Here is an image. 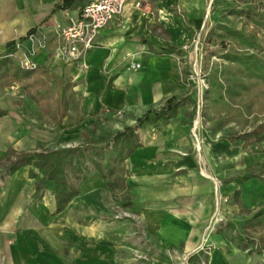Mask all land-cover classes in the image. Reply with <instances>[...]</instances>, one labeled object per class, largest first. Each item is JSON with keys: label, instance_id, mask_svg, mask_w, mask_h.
Here are the masks:
<instances>
[{"label": "crops", "instance_id": "0c3cea01", "mask_svg": "<svg viewBox=\"0 0 264 264\" xmlns=\"http://www.w3.org/2000/svg\"><path fill=\"white\" fill-rule=\"evenodd\" d=\"M87 1L62 9L55 7L61 0H0V58L12 54L17 63L29 47L19 50L16 41L37 25L50 31L69 24ZM135 1L128 0L123 14L99 30L81 62L62 63L53 57L52 47L31 56L36 66L48 70L53 85L61 81L59 91L54 85L57 97L73 94L63 118L49 116L16 84H0V111L5 112L0 116V162L9 148L27 152L43 143L42 114L56 123L55 137L76 101L84 120L117 115L126 127H135V147L125 161L127 188L135 195L132 206L145 234L135 236V248L144 246L154 258L167 256L172 248L175 253L164 264H182L187 255L195 257V264H264V246L261 253L253 251L244 236L255 231L242 226L264 208V183L240 179L264 165V140L260 150L252 152L242 140L236 145L229 140L226 129L233 123L214 130L203 122L193 131L197 96L203 89L192 79L188 51L182 46L203 24L207 0H143L140 8ZM132 64H140V69L132 70ZM170 97L195 101L196 111L186 102L173 117L136 127L138 118L159 110ZM33 189L28 166L0 173V264L59 263L65 223L58 212L46 214L35 199L29 200ZM218 195L227 201L219 202ZM235 195L247 212L235 203ZM82 200L95 205L91 196ZM142 238L147 244L140 246ZM263 238L264 233L258 240Z\"/></svg>", "mask_w": 264, "mask_h": 264}, {"label": "trees", "instance_id": "16d2710c", "mask_svg": "<svg viewBox=\"0 0 264 264\" xmlns=\"http://www.w3.org/2000/svg\"><path fill=\"white\" fill-rule=\"evenodd\" d=\"M74 1L80 0H61L55 7L69 8ZM244 1L246 5H235L226 10L228 15L241 18L239 26L217 21L201 42V76L207 88L202 92L200 114L203 122H208L214 130L224 129L231 123L240 124L241 129L231 131L229 140L233 145L242 140L244 148L258 152L259 144L264 140V44L258 37L259 32L264 33V0ZM252 26L254 29L249 30ZM0 84L2 87L16 84L24 95L36 101L54 119L67 115L73 96L64 92L56 96L46 68H23L6 56L0 58ZM186 102L192 103L195 112V101L170 97L159 110L149 111L138 118L136 127L160 118L169 119ZM79 106V101H76V109ZM4 114L0 111V116ZM248 119L250 125L246 130ZM79 120L82 122L84 118L79 116ZM134 129L126 127L113 136L94 135L92 125H87L81 133L82 142L73 147L19 153L9 148L4 157L8 160L7 174L28 166L29 177L35 180L36 199L42 196L45 186L52 181L56 213L78 195V186L88 172L83 165L85 162L115 186L125 189L128 174L125 161L135 147L132 140ZM251 178H258L264 183V165L245 173L240 179L246 181ZM234 201L247 212L237 195ZM242 226L252 231L261 229L264 233V208L242 222ZM258 241L264 246V238ZM188 264H195L192 257L188 259Z\"/></svg>", "mask_w": 264, "mask_h": 264}, {"label": "rangeland", "instance_id": "374dc122", "mask_svg": "<svg viewBox=\"0 0 264 264\" xmlns=\"http://www.w3.org/2000/svg\"><path fill=\"white\" fill-rule=\"evenodd\" d=\"M219 3L221 4L219 5L220 8L215 11L216 0H207L203 24L197 30L193 40L185 43V45H188V58L191 63L189 64L190 73H192V79L198 84L200 90L202 88L200 79H203L201 76L202 40L209 28L217 21L239 26L242 21L241 18L235 15H228L226 10L235 5H246L244 0H221ZM250 29L253 30V26ZM258 37L264 44V33L259 32ZM196 42L198 44H195ZM54 85L57 91L62 87L61 81L58 80L54 82ZM199 94L200 92L198 93V98ZM79 116H81L80 111L73 109L66 118L65 124L59 127L58 137L54 135L55 129H58L56 123L53 124V121L48 119L45 114H42L41 117L38 116V118L40 117L39 122L45 125V138L43 143L38 146L39 149L37 147L34 150L35 147L27 150V152L79 145L82 142L79 131L83 130L87 125H92L94 135L109 134L113 136L115 132L126 128L125 122L117 115L95 116L91 120L85 119L82 122H80ZM72 125H74V128H72ZM245 125L246 128L250 125V119L245 122ZM52 127L54 129H51ZM240 129V124H233L226 129L227 135L231 133V130ZM73 130H76V132ZM17 150L14 151L19 152ZM7 163L8 160H2L0 163V169H2L1 172L3 174L6 173L4 167ZM83 165L88 172L78 186V195L62 211L57 214L54 213V186L51 182L47 183L39 199H36L37 195L35 197L34 193L33 198L31 195L29 199L30 201L35 199L37 205L44 207L46 214L52 216L56 214L65 223L61 226L62 229L60 231L58 264H164L163 262L170 259L172 254L175 253L172 248L166 250L167 256L161 254L155 258L150 257L147 251L142 250L144 246H141V244H147L145 238L139 241L142 249L135 248L137 246L135 236H145L142 225L138 217L135 216V209L132 206L135 195L127 187L120 189L115 186L109 179L104 178L97 172L92 165L86 162ZM89 196L92 197L95 203L93 206L90 205L91 207L82 202V199ZM73 233L75 234L73 235ZM261 235L263 233L261 229H258L255 233L248 231L247 235L244 236L253 251H262L263 246L258 241ZM189 258L190 256L188 255L184 256L182 264H188ZM192 258L195 263V257Z\"/></svg>", "mask_w": 264, "mask_h": 264}, {"label": "built area", "instance_id": "2783aa9c", "mask_svg": "<svg viewBox=\"0 0 264 264\" xmlns=\"http://www.w3.org/2000/svg\"><path fill=\"white\" fill-rule=\"evenodd\" d=\"M128 0H89L81 8L79 16L72 19L65 26H55L47 31L42 25L31 28L23 40L15 42L19 50L29 47L17 57V63L23 68H34L36 64L31 56L37 52L45 51L52 47V55L62 63H79L84 55L93 47L96 36L101 28L110 21L123 14ZM143 0H136L135 6L140 8ZM195 44H198L196 42ZM182 50L188 51V45H183ZM15 58L14 55H5ZM132 70L140 69V64H132ZM202 89L207 88L204 79H200ZM197 101V113L193 120V131L203 124L200 109L202 106V92L200 91ZM219 202H226L227 198L217 196ZM216 217L210 221L208 228L216 223Z\"/></svg>", "mask_w": 264, "mask_h": 264}]
</instances>
